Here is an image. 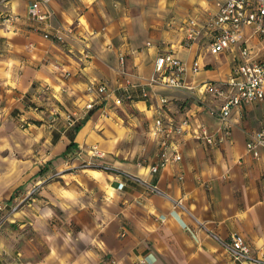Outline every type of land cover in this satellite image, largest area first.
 <instances>
[{
    "label": "crops",
    "instance_id": "0c3cea01",
    "mask_svg": "<svg viewBox=\"0 0 264 264\" xmlns=\"http://www.w3.org/2000/svg\"><path fill=\"white\" fill-rule=\"evenodd\" d=\"M34 1L51 13L46 24L29 20ZM216 2L0 0V202H21L0 211V264H240L222 247L232 234L264 264V158L245 149L264 126V99L232 111L224 142L195 137L199 122L219 133L210 111L223 104L198 87L223 86L237 62V46L212 54L208 33L183 40V23H203ZM249 45L264 54V39ZM164 53L186 65L185 86L151 85L144 97ZM100 82L120 105L87 93ZM186 116L191 125L168 150L180 160L151 172L155 120ZM93 147L102 159L89 157ZM33 184L38 192L23 200Z\"/></svg>",
    "mask_w": 264,
    "mask_h": 264
},
{
    "label": "built area",
    "instance_id": "2783aa9c",
    "mask_svg": "<svg viewBox=\"0 0 264 264\" xmlns=\"http://www.w3.org/2000/svg\"><path fill=\"white\" fill-rule=\"evenodd\" d=\"M46 2V0H42ZM217 11L207 17L203 23L195 19H189L183 23L184 37L186 44L196 41L202 34L208 33L212 40L209 44V51L212 54L221 53L234 46L238 48L237 62L232 75L223 86H216L212 82H205L198 87L202 93H212L222 98L223 104L220 111L211 110L210 113L217 116L220 121L219 133L210 131L204 123H196L195 137L210 145H216L229 139L233 126L231 114L244 104L264 99V54L256 55L249 45L251 36L264 39V0H217ZM29 20L37 23H45L51 13L42 6L40 1L32 2L28 7ZM251 31L246 36L245 30ZM49 38V32L43 33ZM124 55L119 56V63L124 64ZM186 65L171 53H164L157 56L155 60L154 73L145 79L141 91L147 97L146 87L151 85H162L169 88H182L185 86L183 75ZM197 67L193 66V71ZM88 94H97L98 99L104 100L112 97L115 104L120 105L123 98L115 95L106 83H90L86 87ZM126 98L131 99L130 93L126 92ZM165 102V99L162 100ZM93 101L85 105L86 110L93 108ZM66 119L72 121L74 114H67ZM192 121L189 117L180 120L169 118L164 121L157 118L153 126V135L159 136L160 161L151 166L150 171H157L158 167L170 160L178 161L181 156L178 153H169V146L176 135H180ZM246 152L254 158H264V126L252 133L245 144ZM80 155V152H77ZM88 155L91 159H102L104 152L93 147ZM39 184H33L26 190L25 199H30L38 192ZM153 191H158L152 186ZM9 206L11 211L17 210L21 202L17 201L7 205L0 202V211ZM223 250L232 260L240 264H256L257 260L252 255L250 244L239 234H232L230 238L222 242Z\"/></svg>",
    "mask_w": 264,
    "mask_h": 264
},
{
    "label": "rangeland",
    "instance_id": "374dc122",
    "mask_svg": "<svg viewBox=\"0 0 264 264\" xmlns=\"http://www.w3.org/2000/svg\"><path fill=\"white\" fill-rule=\"evenodd\" d=\"M75 116V115H74ZM9 209V207H8ZM25 230V229H24ZM39 253H38V257H43V255L46 253L47 248L45 247V245L41 244L39 247Z\"/></svg>",
    "mask_w": 264,
    "mask_h": 264
},
{
    "label": "trees",
    "instance_id": "16d2710c",
    "mask_svg": "<svg viewBox=\"0 0 264 264\" xmlns=\"http://www.w3.org/2000/svg\"><path fill=\"white\" fill-rule=\"evenodd\" d=\"M77 129H78V126H77Z\"/></svg>",
    "mask_w": 264,
    "mask_h": 264
}]
</instances>
